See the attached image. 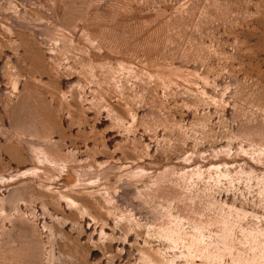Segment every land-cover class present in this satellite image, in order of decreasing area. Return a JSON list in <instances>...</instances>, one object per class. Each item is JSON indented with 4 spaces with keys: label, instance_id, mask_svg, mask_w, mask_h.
<instances>
[{
    "label": "rangeland",
    "instance_id": "374dc122",
    "mask_svg": "<svg viewBox=\"0 0 264 264\" xmlns=\"http://www.w3.org/2000/svg\"><path fill=\"white\" fill-rule=\"evenodd\" d=\"M0 264H264V0H0Z\"/></svg>",
    "mask_w": 264,
    "mask_h": 264
}]
</instances>
